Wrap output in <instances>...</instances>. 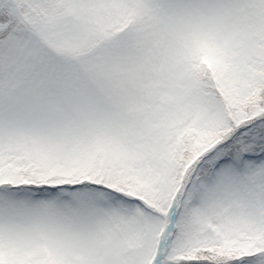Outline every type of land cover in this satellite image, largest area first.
<instances>
[{"label":"snow or ice","instance_id":"snow-or-ice-1","mask_svg":"<svg viewBox=\"0 0 264 264\" xmlns=\"http://www.w3.org/2000/svg\"><path fill=\"white\" fill-rule=\"evenodd\" d=\"M0 264H264V0H0Z\"/></svg>","mask_w":264,"mask_h":264}]
</instances>
